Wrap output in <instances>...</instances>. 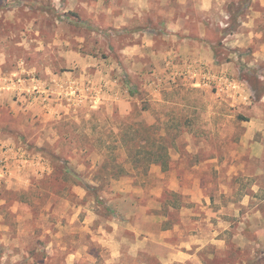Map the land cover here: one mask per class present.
Segmentation results:
<instances>
[{
  "label": "rangeland",
  "instance_id": "obj_1",
  "mask_svg": "<svg viewBox=\"0 0 264 264\" xmlns=\"http://www.w3.org/2000/svg\"><path fill=\"white\" fill-rule=\"evenodd\" d=\"M214 1L206 15L201 0H145L139 24L122 19L123 0H0V264H63L58 245L73 251L75 243L81 264H106L114 231L135 241L131 229L153 254L127 262L159 264L155 240L173 227L196 232L211 264H264V177L249 155L262 139L244 138L264 96V60L221 43L254 14L251 29L264 36V12L260 0ZM186 16L212 24L216 62L235 72L220 85L203 76L205 87L193 88L185 74H160L159 59L125 53L147 29L160 38L170 22L191 29ZM232 81L247 102L218 96ZM140 122L167 148L166 169L158 162L136 174L124 162L130 144L122 141L134 134L126 125ZM113 141L124 168L114 177L98 173ZM9 160L20 177L30 173L24 181H9ZM76 177L100 188L96 195ZM187 231L169 238L187 240Z\"/></svg>",
  "mask_w": 264,
  "mask_h": 264
},
{
  "label": "crops",
  "instance_id": "obj_2",
  "mask_svg": "<svg viewBox=\"0 0 264 264\" xmlns=\"http://www.w3.org/2000/svg\"><path fill=\"white\" fill-rule=\"evenodd\" d=\"M131 1L132 4H130V0H123L122 10L125 11L126 14L123 15L122 19H124L125 17L127 19H130L132 17V19L138 20V23L140 24L144 14L146 12H149L150 10L146 5L145 0ZM214 4V0H201L199 10L207 15L208 12H211V10L213 9ZM260 6L262 8L261 11L263 10L264 12V0H260ZM131 9L136 12L135 15L132 14V16H130L129 14H127V12H131ZM255 13L258 14L261 12ZM255 16L257 15H252L250 21L248 22L244 21L240 23V26L237 30H233L231 33L228 32L226 35H224L222 37L221 43L222 45L227 46L229 49H232V51L234 52L246 50L249 55L251 54V60L259 63L260 61L264 60V36L262 34V31L251 29L254 22H251V20L253 18H260V16ZM186 20H190L188 22H184L185 24H190L191 29L183 25L176 26L175 24H170V22L168 23L167 27L168 37L164 38H160V36L156 35L157 33L154 27L153 29H147L141 37L140 35L138 36L140 37V40L135 44V46L127 48V50H125V53L131 54L132 56L136 55L139 57L147 54L148 56H153L154 61L156 59H159L160 65L157 66L159 67L160 74H164V76H167V78H175V76L185 74L187 75V81H192L191 86L193 88L205 87L201 86L200 84V78H202L203 76H208L213 80H221V82H219L220 85V83L225 82L224 79L226 77V74H230V71L234 69H229L230 63L228 62H225L223 64H218L216 62L213 53L214 44L211 37L209 35L207 36L206 34L207 31H210V26L212 24L208 23L209 19H206V17H203V20L196 21L193 18L190 19L189 16H186ZM218 26L226 28L228 25L227 23H220V25ZM195 29L196 31H194ZM161 40H165L167 46L162 47L161 45H163V43ZM237 57L242 60L243 55L240 54V56ZM237 57L235 59H237ZM204 69L207 71L206 74L203 71ZM232 72L235 73L234 71ZM235 89L236 84L233 81L224 88H220L219 86L218 96L225 94V97H227L226 99H228V97L230 96L229 99L230 102H233V105L237 104V101L242 103H244V101L247 102L248 98L242 97L241 93H239V91ZM223 101L229 102V100L227 101L225 99ZM47 110L49 111V114L52 113L51 107ZM249 112H251L253 116L248 121V132L245 134L244 138L248 141H254L255 137L258 134L261 135L262 140L260 143L253 142L252 145H250L249 155L251 159L258 161L259 164V167H257L255 170V174L264 177V96H261L260 100L251 106ZM253 112H256V114L254 115ZM16 163L17 162H11L9 160L8 179L9 181H11L10 179L12 178H15V180L18 181H24V178L27 177L30 173H26L25 171L24 173H22L23 177H20V172L16 169L20 170L21 168L17 167ZM23 168H26V166H24ZM27 168V171H30L32 173L34 172L31 171L30 165ZM125 230L127 229H121L122 232H124ZM131 230L132 232L137 234V238L135 241H129L125 236L119 234L117 231H114L113 238L117 236L115 242H113L111 238V241L106 243L108 248H110L113 252V254L111 255L112 257L106 261V264H130L129 262H127L128 258H131L132 260L135 259L136 261V258H138L144 251L149 254H153V251L149 252L147 250L148 247L145 243V240H147V238H145V236L140 237L139 229ZM180 231L182 233L187 230L185 229L183 231L182 229ZM180 231H178L176 227H173L171 229L169 228L160 232L158 238L155 240L159 244V248H161L160 250L162 251V253L159 252L156 255L157 262L159 264H211L209 259H206L201 253L204 245L201 243H196V232L194 233L187 231V240L173 241L169 238V236H175L176 233ZM74 234H76L77 236L80 234V232L74 231ZM72 246L73 251H67L66 245L63 247H61V245H58L60 250H63L65 252L64 254L67 255L63 264H81V244L75 243ZM45 250L48 254L53 251L50 245L47 246ZM14 258L17 257H13V259ZM29 259L30 258H28L26 264H39L33 259ZM45 260H47L46 262H48L49 258ZM48 264L54 263L50 262ZM134 264L146 263L137 261Z\"/></svg>",
  "mask_w": 264,
  "mask_h": 264
},
{
  "label": "trees",
  "instance_id": "obj_3",
  "mask_svg": "<svg viewBox=\"0 0 264 264\" xmlns=\"http://www.w3.org/2000/svg\"><path fill=\"white\" fill-rule=\"evenodd\" d=\"M125 125L126 124H123V126ZM126 129L127 132L134 133L129 141L121 140L126 144H130L129 150H127L126 155L124 156V162L129 164L132 172L146 175L149 167L157 164L158 162H161L160 164L164 167V169L167 168L169 161L168 151L164 146L157 147V142L155 140L156 135L153 133L155 128L153 126L149 127L140 122L134 124L131 123L128 126L126 125ZM128 135L130 136L129 133ZM114 142L115 141L111 144L112 150L103 155V165L102 168L99 169V174L104 172L105 175H111L114 177L116 172H121L124 169L120 162H118L119 159L123 158V156L121 157V155L115 153ZM57 157L59 158V155L54 156L53 159H56ZM76 180L80 182L81 187L87 194H94L100 189L80 180L79 177H76Z\"/></svg>",
  "mask_w": 264,
  "mask_h": 264
}]
</instances>
